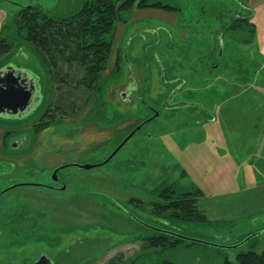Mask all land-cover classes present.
<instances>
[{"label":"rangeland","instance_id":"obj_1","mask_svg":"<svg viewBox=\"0 0 264 264\" xmlns=\"http://www.w3.org/2000/svg\"><path fill=\"white\" fill-rule=\"evenodd\" d=\"M83 1L0 0V33L11 44L0 68L26 71L40 101L32 114H0V190L6 189L0 264H35L43 255L51 264H222L262 251L264 7L255 9L251 24L231 29L235 17L248 15L247 0L132 6L115 24L101 87L92 90L77 83L82 71L75 64H57L59 75L68 73V85L55 79L47 58L14 21L21 5L41 4L61 16ZM162 70L187 79L167 106L171 86L162 82ZM128 86L129 101L121 95ZM61 94L64 111L56 108ZM150 107L159 115L109 161L94 165L127 135L130 122L152 115ZM121 119L126 127L104 131ZM70 162L94 166L65 167L58 173L64 183L47 188L55 185L53 169ZM24 182L40 185L10 187ZM165 188L170 191L163 196ZM195 188L200 193L190 204L202 216L154 208ZM158 228L207 242L149 246L145 238Z\"/></svg>","mask_w":264,"mask_h":264},{"label":"trees","instance_id":"obj_2","mask_svg":"<svg viewBox=\"0 0 264 264\" xmlns=\"http://www.w3.org/2000/svg\"><path fill=\"white\" fill-rule=\"evenodd\" d=\"M132 6L173 9L170 5H164L160 1L85 0L77 11L58 16L51 12L52 9L45 8L41 4H30L21 5L14 21L17 31L23 33L24 38L35 48L41 50L47 58L55 79L58 77L64 84H67L65 77L68 73L59 75L58 62L68 65L75 64L82 71V77L76 80L77 83L91 89L93 86L99 89L102 84L104 64L111 52L115 24L119 20L124 21L123 14L130 11ZM249 20L248 16L235 17L229 23V28L235 29L241 26L238 22L249 24ZM9 40L0 33V58L10 51ZM62 100L61 94L58 103L62 106L60 109L64 111V105L60 103ZM73 106L74 104L69 108ZM167 191H170V188H165L161 194L164 196V192ZM196 193H200L199 188H195L194 191H185L177 200L168 198L169 200L165 203L154 202L153 205L159 213L171 210L169 213L176 216L180 213L189 217L196 214L202 216V213L199 214L190 204ZM179 240L183 239L161 230L145 238L147 244L152 247L171 246ZM160 264L174 263L164 259ZM222 264H264V249L260 252L254 250L241 252L235 261L225 259Z\"/></svg>","mask_w":264,"mask_h":264},{"label":"water","instance_id":"obj_3","mask_svg":"<svg viewBox=\"0 0 264 264\" xmlns=\"http://www.w3.org/2000/svg\"><path fill=\"white\" fill-rule=\"evenodd\" d=\"M26 79L29 81V85L27 88L23 84V82ZM1 80H4L3 82L5 83L2 84L3 86L2 85L0 86V113H5V112L16 113L17 111L25 109L29 103V100L32 99V96H34L36 92L34 78L30 76L26 71H22L21 69L18 70L14 68L13 66H6L0 69V81ZM125 94L126 92H123L122 96H125ZM137 129L138 127L132 130L123 139V141L117 146V148L109 155L107 159H105L104 161L100 163L94 164V165H102L106 163L117 152V150L135 133ZM94 165L93 164H82L80 166L83 168H90ZM61 167H64V166H61ZM59 169L60 167L55 168L53 170V175L56 174V172ZM52 178L53 180H56V178H54L53 176ZM16 185H19V184H16ZM65 187L66 185L63 184L61 189H65ZM159 230L173 234L176 237L181 238V239H186V240H190L194 242H207L202 239L187 237V236L178 234L173 231L164 230V229H159ZM44 261L46 264H51L50 261L44 255L41 256V258L35 264H43Z\"/></svg>","mask_w":264,"mask_h":264},{"label":"flooded vegetation","instance_id":"obj_4","mask_svg":"<svg viewBox=\"0 0 264 264\" xmlns=\"http://www.w3.org/2000/svg\"><path fill=\"white\" fill-rule=\"evenodd\" d=\"M116 58H117V56H116ZM117 61V60H116ZM116 63V62H115ZM162 74H163V76H161V79H162V82L167 86V85H169V86H171V88H169L168 89V97H167V100L164 102V106H167V101H168V99L169 98H171L172 97V95L173 94H176L177 92H179V91H181V89L185 86V84H186V81H187V79H185V77H181L180 75H176V74H174V75H172V76H166V72H165V70H162ZM4 80H1L0 81V86L2 85V84H4L5 82H3ZM23 84L26 86V88L28 87V85H29V81L26 79L24 82H23ZM3 86V85H2ZM132 87H134L135 88V85H133ZM132 87H130V86H128L127 88H126V90L125 91H122V93L123 92H126V94H125V96H122V97H124V99H126V100H128L129 101V99H128V94H129V92L131 91V88ZM122 93H121V95H122ZM144 96V94H141V96ZM142 100L144 101V99H143V97H142ZM39 103H40V101L36 98V97H34V96H32V99L31 100H29V103H28V105L26 106V108L25 109H23V110H20V111H17L16 113H12V112H9V113H7V112H5V113H0V114H3V115H12V116H23V115H27V114H32L33 113V110L35 109V108H37L38 107V105H39ZM144 103L145 104H147V102H145L144 101ZM88 104V100H86L85 99V101H84V103H83V108L86 106ZM89 105V104H88ZM81 105H79V107H80ZM57 109H60V108H62V106L61 105H58L57 107H56ZM75 108H73V110H74ZM81 110H82V108H80ZM85 109V108H84ZM150 109H152L151 107H150ZM153 110V109H152ZM84 111V110H83ZM87 113V112H86ZM46 114H48V112H46ZM85 115V114H84ZM159 115V111L158 110H153V113H152V115L151 116H149L148 118H146L145 120H142V121H132V122H130L128 125H131V127H130V129H129V131L127 132V135L132 131V130H134L135 128H137L138 127V129L137 130H139L146 122H148V121H150V120H152V119H154V118H156L157 116ZM43 116V115H42ZM42 116H40V118L42 117ZM75 117H77V115H76V113L73 115V119H76ZM209 117V116H208ZM210 119H211V117H209ZM69 120V119H68ZM126 122L127 120H119V122H116V123H113V124H110V125H105V129H104V126H102V125H104V124H102L101 125V127L104 129V131L106 130V128H111V130H112V128L114 129L115 127V129L117 130V131H119V130H121V128H123V127H126L127 125V123L126 124H124V126L122 125V122ZM115 124H118V125H115ZM126 125V126H125ZM89 126V125H88ZM88 128V127H87ZM87 128H86V130H87ZM114 129V131H116ZM91 130V129H90ZM136 130V131H137ZM113 131V130H112ZM135 131V132H136ZM84 133V132H83ZM111 134V133H110ZM126 135V136H127ZM125 135L122 137V139L120 140V142L117 144V146L123 141V139L126 137ZM106 140H109V138H107ZM20 141L22 142V140L20 139ZM15 144H17V143H15ZM117 146H116V148H117ZM123 146V145H122ZM121 146V147H122ZM120 147V148H121ZM115 148V149H116ZM119 148V149H120ZM114 149V150H115ZM118 149V150H119ZM113 150V151H114ZM117 150V151H118ZM112 151V152H113ZM111 152V153H112ZM109 157V156H108ZM107 157V158H108ZM113 157V156H112ZM111 157V158H112ZM106 158V159H107ZM110 158V159H111ZM109 159V160H110ZM108 160V161H109ZM104 161V160H103ZM72 165H78V166H80V164H78V163H74V162H70V163H65V164H60V165H58V166H56V168H59L60 167V169L56 172V174H54L53 175V171H52V176L54 177V178H56V180H54V182H55V185H46V187L47 188H53V189H57V188H59L60 186L59 185H61L62 183H64V181L58 176V173H59V171L61 170V169H63V168H65V167H68V166H72ZM82 165V164H81ZM61 166H64V167H61ZM55 169V168H54ZM53 169V170H54ZM16 184H19V185H16ZM15 185L16 186H25V185H40V184H32V183H27V182H24V183H15V184H13L12 186H10L11 188L14 186L15 187ZM4 191H6V189H2V190H0V192H1V194L4 192ZM0 194V195H1ZM43 264H46L45 263V261H44V263Z\"/></svg>","mask_w":264,"mask_h":264},{"label":"crops","instance_id":"obj_5","mask_svg":"<svg viewBox=\"0 0 264 264\" xmlns=\"http://www.w3.org/2000/svg\"><path fill=\"white\" fill-rule=\"evenodd\" d=\"M246 2H249L250 5V6H248V4L243 5L246 11H248V15L246 16H248L250 20H253L255 9H262L264 7V0H247ZM262 51L264 52V49H262Z\"/></svg>","mask_w":264,"mask_h":264}]
</instances>
